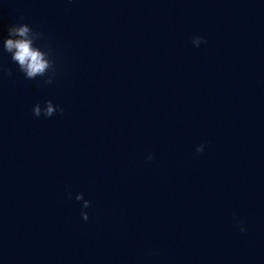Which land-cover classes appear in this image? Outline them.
I'll return each instance as SVG.
<instances>
[{
	"label": "clouds",
	"instance_id": "9594fccd",
	"mask_svg": "<svg viewBox=\"0 0 264 264\" xmlns=\"http://www.w3.org/2000/svg\"><path fill=\"white\" fill-rule=\"evenodd\" d=\"M24 18L21 16L18 21L8 28V36L2 40V50L10 55L13 63H15L19 70L24 74L28 80H35L37 77H45V84H52L56 75L55 62L52 58V51L46 45L41 47L37 41L42 39L43 33L34 30L28 23L23 22ZM207 41L201 36L193 37L192 44L199 47L202 43ZM0 72L7 76H12L11 69H4L0 67ZM35 117L51 118L57 112H63V109L58 105H54L51 100L45 101L43 107L39 103L35 104L32 109ZM204 144L196 148L197 153L204 151ZM154 156L149 153L146 160L151 162ZM75 199L83 201L81 209V217L87 221L89 219L88 213L84 209L89 208L90 201L84 199L83 194H77ZM237 226L240 222L237 221ZM242 232L245 228L240 227Z\"/></svg>",
	"mask_w": 264,
	"mask_h": 264
}]
</instances>
